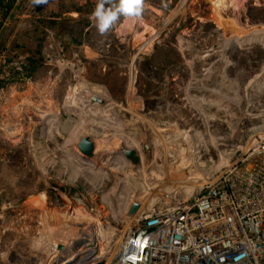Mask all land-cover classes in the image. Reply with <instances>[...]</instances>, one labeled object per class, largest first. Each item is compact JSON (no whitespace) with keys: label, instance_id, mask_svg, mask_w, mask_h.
<instances>
[{"label":"rangeland","instance_id":"obj_1","mask_svg":"<svg viewBox=\"0 0 264 264\" xmlns=\"http://www.w3.org/2000/svg\"><path fill=\"white\" fill-rule=\"evenodd\" d=\"M96 4L17 0L0 30V264L106 257L137 196L142 211L172 206L264 134V0H145L142 19L103 35ZM84 134L99 157L77 148ZM55 219L76 224L79 247L49 252L52 230L35 245Z\"/></svg>","mask_w":264,"mask_h":264},{"label":"built area","instance_id":"obj_2","mask_svg":"<svg viewBox=\"0 0 264 264\" xmlns=\"http://www.w3.org/2000/svg\"><path fill=\"white\" fill-rule=\"evenodd\" d=\"M172 199L140 208L112 253L89 264H264V134L194 194Z\"/></svg>","mask_w":264,"mask_h":264},{"label":"clouds","instance_id":"obj_3","mask_svg":"<svg viewBox=\"0 0 264 264\" xmlns=\"http://www.w3.org/2000/svg\"><path fill=\"white\" fill-rule=\"evenodd\" d=\"M144 6L145 0H97L92 18L96 22L98 32L103 35L121 15L132 20L142 19Z\"/></svg>","mask_w":264,"mask_h":264},{"label":"bare ground","instance_id":"obj_4","mask_svg":"<svg viewBox=\"0 0 264 264\" xmlns=\"http://www.w3.org/2000/svg\"><path fill=\"white\" fill-rule=\"evenodd\" d=\"M58 219L46 222L45 228L41 229L39 234L34 238L35 245L36 246L38 244L41 245L44 242H46L47 239H46L45 232H48V230H52L53 233H51V234L53 236L54 235L55 236L52 240H49L48 243L46 242V245H48V246L45 245L47 247V250L49 252L55 250L57 248V246L59 245L58 243L60 242V244L61 243L63 244V245L61 244L60 246H64L65 248H68L67 250L65 249V253H68L71 249H74L78 243H80L79 245H81V243L84 240L83 241H77L79 238V229L76 226V224L69 222L68 219H61V220H58ZM50 235H49V237H51ZM118 242L119 241L116 242V245L118 244ZM79 245L77 247H79ZM42 249H44V247ZM90 255H91V253L88 254L87 256H85L83 259H81L79 261V264H88ZM69 263H70V261L68 262V264Z\"/></svg>","mask_w":264,"mask_h":264},{"label":"water","instance_id":"obj_5","mask_svg":"<svg viewBox=\"0 0 264 264\" xmlns=\"http://www.w3.org/2000/svg\"><path fill=\"white\" fill-rule=\"evenodd\" d=\"M84 96L94 102H99V103H104L107 100L106 97L98 95V94H89V95H84ZM77 148L86 157L93 158V159L99 157V153L96 152L97 142L93 138V136L90 134H84L79 139V141L77 142ZM119 151L125 156V158L127 159V161L130 163V165L133 168H136L139 165H141V162H142L141 154L137 147H129L125 143H121ZM143 201L144 200L141 196H137L135 200L133 201V203L130 205L128 213L130 215H135L141 208Z\"/></svg>","mask_w":264,"mask_h":264},{"label":"trees","instance_id":"obj_6","mask_svg":"<svg viewBox=\"0 0 264 264\" xmlns=\"http://www.w3.org/2000/svg\"><path fill=\"white\" fill-rule=\"evenodd\" d=\"M17 0H0V30L4 25L5 21L11 15L12 10L16 5ZM40 51H36L35 54H40ZM37 61L38 59H33L31 57L28 58V64L24 66L25 70H27V75H30L34 70L37 69Z\"/></svg>","mask_w":264,"mask_h":264},{"label":"crops","instance_id":"obj_7","mask_svg":"<svg viewBox=\"0 0 264 264\" xmlns=\"http://www.w3.org/2000/svg\"><path fill=\"white\" fill-rule=\"evenodd\" d=\"M94 138V137H93Z\"/></svg>","mask_w":264,"mask_h":264}]
</instances>
